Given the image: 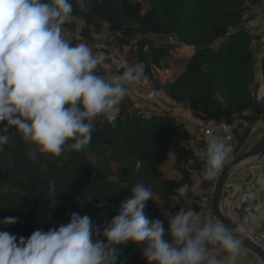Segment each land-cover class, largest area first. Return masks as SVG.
I'll return each instance as SVG.
<instances>
[{"label": "trees", "instance_id": "obj_1", "mask_svg": "<svg viewBox=\"0 0 264 264\" xmlns=\"http://www.w3.org/2000/svg\"><path fill=\"white\" fill-rule=\"evenodd\" d=\"M143 1L149 7L145 13L140 0H86L84 8L71 0L72 18L63 27L74 32L80 22V34L87 39L91 33L100 36L106 27L118 45L129 48L127 63L143 62L144 74L154 78L156 87L155 74L169 68L164 61L173 44L154 46L150 36L174 37L193 49L184 70L165 84L166 95L200 122L246 121L249 127L235 130L229 143L230 157L244 152L251 125L264 120V111L253 102L250 68L259 37L244 25L249 8L262 0ZM190 141V132L172 116L129 112L124 106L114 124L96 123L83 151L65 152L57 161L41 159L40 153L39 159H31L23 140L11 134L9 143L0 148V232L28 238L37 229L48 231L66 223L74 212L102 226L117 214L110 206L120 207L136 183L148 187L163 208L178 212L196 199L191 176L202 175L204 168L198 153L205 145L192 148ZM170 154L179 180L163 177L161 165ZM216 179L199 182L202 195L213 192ZM52 183L55 191L49 187ZM184 184L190 190L180 197L176 190ZM154 203L148 201L144 212L159 219ZM7 217H15L16 223L5 226L2 221ZM117 264L146 261L141 249L124 245Z\"/></svg>", "mask_w": 264, "mask_h": 264}, {"label": "clouds", "instance_id": "obj_2", "mask_svg": "<svg viewBox=\"0 0 264 264\" xmlns=\"http://www.w3.org/2000/svg\"><path fill=\"white\" fill-rule=\"evenodd\" d=\"M77 3L86 6V0ZM72 14L71 0H0V147L15 129L45 157L81 152L96 123L114 124L119 105L141 82L143 62L111 78L98 74L103 55L64 35ZM232 152L223 137L209 136L198 153L200 182L214 181ZM49 187L55 191L54 183ZM189 190L184 184L176 191L185 197ZM130 192L102 226L74 212L66 223L28 238L0 232V264H117L124 245L141 249L146 264H237L244 251L239 228L179 210L167 215L166 239L164 221L144 212L148 201L155 202L153 192L143 183ZM2 223L14 225L16 218Z\"/></svg>", "mask_w": 264, "mask_h": 264}, {"label": "crops", "instance_id": "obj_3", "mask_svg": "<svg viewBox=\"0 0 264 264\" xmlns=\"http://www.w3.org/2000/svg\"><path fill=\"white\" fill-rule=\"evenodd\" d=\"M244 25L245 28L248 29L253 35H257L259 37V43L253 56L254 70L257 71L260 57L262 55L261 48L264 44V0H262L259 5L249 8L246 17L244 18ZM155 78H157L156 81H158L160 86L163 88L166 83L173 81H167L164 76L158 73L155 74ZM156 88L160 89L162 93L166 94L165 89L162 90L159 86ZM261 89L262 85L260 86V91ZM133 91L136 92L137 90L133 89ZM141 98L146 103L151 105L149 106L150 108L140 106L139 109H141L140 111L142 113L156 112L172 116L176 121H178L179 124L183 125L190 132L191 141L189 142V146L196 148L197 145H199L196 142L195 137L197 128L201 123L200 121L193 118L192 116H182L180 115V112L175 113L177 109L173 110L174 112L171 113L169 111V109H172L171 107L164 105L162 100H156L154 103L148 94L140 93L132 100L137 103ZM138 103L143 105L141 102ZM178 106L182 111H188L185 107L180 105ZM263 133L264 120H259L256 124L252 125L251 132L246 138L245 147L247 149L245 151H248L254 147ZM169 157L174 160L172 154H170ZM161 171L163 177L166 179H180V177L177 175L178 173L175 171H171L175 173L174 176H167L162 169V165ZM191 181L193 183V195L196 199L188 201L184 208H182L180 211L191 209L199 212L202 218L206 219L209 216L214 217L211 206L212 192L208 194V196L202 195L200 189L195 190L198 182H195L194 175L191 176ZM200 194L202 195L201 197H199ZM155 203L158 209L159 219L163 220L164 225L166 226V223L168 222L167 215H171L176 212H172L163 208L156 200ZM220 210L222 214L227 216L246 235L248 239L253 241L264 250V153L257 158L248 160L233 170V172L228 177V180L222 191ZM243 249L244 251L238 258L237 264H262L258 257H256L253 253L246 250L244 247Z\"/></svg>", "mask_w": 264, "mask_h": 264}, {"label": "rangeland", "instance_id": "obj_4", "mask_svg": "<svg viewBox=\"0 0 264 264\" xmlns=\"http://www.w3.org/2000/svg\"><path fill=\"white\" fill-rule=\"evenodd\" d=\"M140 2H141V5L143 7V13L147 12L149 9L147 3L143 0H140ZM76 23H77L76 24V30L74 32H70L64 28L65 37L67 39H70L74 44L81 43V42L88 44V46L93 50L94 55L95 54H102L103 55V63L98 67L97 72H105L107 74L108 78H111L113 75H116L112 71V69L109 65V62H108V58H107L108 49L110 47H117L118 50L123 55L128 56L129 48L127 46L118 45L117 42L114 40V38L111 35H109V33L106 30V27L100 36H96L93 33H91L89 35V38L87 39L86 37H83L80 34V28H81L82 24L80 22H76ZM150 39H151V42L154 46L159 45V44H163V43L173 44V49L170 50L169 57L165 59L164 63H166L170 69V75L168 77H165V79L167 81H172V80L174 81L179 76V74L184 70V68H185L190 56L193 54L194 50L191 48L183 47L181 44H179L177 42V40L174 37L165 38L163 36L151 35ZM156 80H157V78H156ZM157 83H158V81H157ZM154 87H156V86L154 85ZM159 87L162 90L164 89L163 87L160 86V84H159ZM152 88H153V85H152ZM135 90H137V91L134 92L133 89H130L129 94L126 96V98L123 100V102L119 105V107L124 106V107L128 108L129 112H133L134 110L140 111L141 110V109H139L140 106L150 108L149 106H151V105L146 103L142 98L138 102L143 103V105L139 104L138 102L136 103L134 100H132L136 95H138L140 93L150 95L149 92H144V91H141L139 89H135ZM162 94H163V96H166L165 93H162ZM150 97H151V95H150ZM156 100H157L156 98H152V101L154 103ZM145 114H147V113H145ZM2 127H3V125L0 124V128H2ZM8 134H9V136L11 134H16L17 136L20 137V134L15 129H10ZM23 142L25 143V145L28 148V152H29L31 159H33V160L39 159V157H38L39 152L36 151L33 146L29 145L25 141H23ZM40 158L47 160V161H57L58 160V157H55V158L45 157L42 154H40ZM170 158L171 157H168V159L162 164V169L166 173L167 176H172V175L174 176L175 173H173L171 171H175V164H174V160H172V158L171 159ZM233 158L234 157L229 156L225 164H227ZM172 161H173V164H172ZM193 175H194L195 182L196 183L198 182L197 186L195 187V190H199V182H200L201 174L194 172ZM201 196L202 195L200 194L199 197H201ZM154 205L156 206V203H154ZM110 208L115 213H118V211H119V207H117V206H110ZM157 211H158V209H157Z\"/></svg>", "mask_w": 264, "mask_h": 264}, {"label": "water", "instance_id": "obj_5", "mask_svg": "<svg viewBox=\"0 0 264 264\" xmlns=\"http://www.w3.org/2000/svg\"><path fill=\"white\" fill-rule=\"evenodd\" d=\"M262 55L260 57L259 65L257 67V71L254 70L253 57L251 58V77L254 82L253 87V102L258 106L259 109L264 111V44L262 45ZM262 85V89L260 91V86ZM260 91V92H259ZM264 153V133L258 140V142L252 147L250 150L240 153L235 156L232 160H230L225 167L222 169L220 174L217 176L215 186L211 196V206L212 212L216 219L223 221L230 228H238L227 216L223 215L220 210V200L222 197V191L225 187V184L228 180L230 174L237 167L241 166L248 160L252 158H257ZM243 239V247L253 253L262 264H264V250L255 244L253 241L248 239L246 235L240 231L237 233Z\"/></svg>", "mask_w": 264, "mask_h": 264}, {"label": "built area", "instance_id": "obj_6", "mask_svg": "<svg viewBox=\"0 0 264 264\" xmlns=\"http://www.w3.org/2000/svg\"><path fill=\"white\" fill-rule=\"evenodd\" d=\"M126 55H123L117 47H110L108 49V62L112 69V71L117 74H122L123 70L127 66H131L127 63ZM158 74L168 77L170 75V71L167 68H162L157 72ZM154 78H150L148 75L144 74L141 82L137 85L131 87V89H139L144 92H149L152 98H156L157 100H162L164 105L171 107L169 111L172 113L173 110H176L175 113L180 112V115L190 117L192 114L190 111H182L181 108L174 104V102L166 95L163 96L160 89L154 87ZM153 85V88H152ZM176 115V114H175ZM249 127V124L246 121H241L239 123L228 124L225 122H201L196 131V142L198 144L206 145L207 139L211 135H217L223 137L226 143H231L235 137V130L242 131ZM252 129V125H251ZM199 213V212H198ZM173 213L172 215H174ZM200 214V213H199ZM166 229L168 228V222L166 223Z\"/></svg>", "mask_w": 264, "mask_h": 264}]
</instances>
